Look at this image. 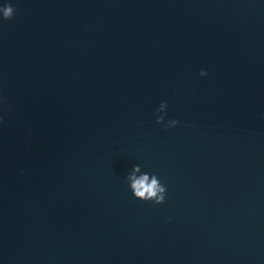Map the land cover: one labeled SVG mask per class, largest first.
<instances>
[{
  "label": "water",
  "instance_id": "obj_1",
  "mask_svg": "<svg viewBox=\"0 0 264 264\" xmlns=\"http://www.w3.org/2000/svg\"><path fill=\"white\" fill-rule=\"evenodd\" d=\"M11 2L0 264H264V0Z\"/></svg>",
  "mask_w": 264,
  "mask_h": 264
},
{
  "label": "clouds",
  "instance_id": "obj_2",
  "mask_svg": "<svg viewBox=\"0 0 264 264\" xmlns=\"http://www.w3.org/2000/svg\"><path fill=\"white\" fill-rule=\"evenodd\" d=\"M15 7L11 0H0V22L14 19ZM201 78L207 76L205 70L199 73ZM169 105L162 101L156 110L155 122L167 129H175L179 125L177 119H166ZM127 186L132 196L141 202L163 205L166 203L168 189L161 182L158 174L147 171L140 165L134 166L127 175Z\"/></svg>",
  "mask_w": 264,
  "mask_h": 264
}]
</instances>
